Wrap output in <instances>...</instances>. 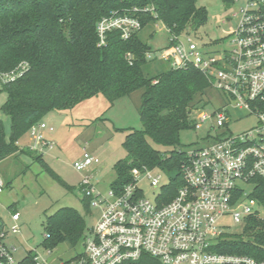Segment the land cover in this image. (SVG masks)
Wrapping results in <instances>:
<instances>
[{
	"label": "built area",
	"instance_id": "obj_1",
	"mask_svg": "<svg viewBox=\"0 0 264 264\" xmlns=\"http://www.w3.org/2000/svg\"><path fill=\"white\" fill-rule=\"evenodd\" d=\"M247 1L224 47L205 49L189 35H171L173 44L156 56L175 69L192 65L208 78L209 90L217 92L218 102L207 97L205 105L191 110L196 128L209 125L210 140L185 149L180 167L183 184L176 194L167 199L164 186L171 179L163 182L160 167H134L131 182L121 191L110 186L105 192L91 174L84 175L81 189L90 198V207L99 208L100 213L85 231L83 250L57 263L32 251L16 260L19 247L12 238L21 232V214L6 208L8 216L0 214V264H126L139 261L144 254L163 264H264L247 254L216 250L223 236L237 235L227 231L225 220L243 224L245 229L251 217L264 218V204L253 197L256 180L264 178V0ZM141 29L135 14L105 16L97 24L99 46L111 31L128 39ZM154 56L147 54L148 59ZM20 67V71L0 75V80L20 76L27 64ZM247 120L253 121L248 129L232 130ZM41 130L54 128L41 121L29 130L34 140L29 148L39 152V145L48 144ZM99 162V157L85 152L74 167L86 171ZM144 181L159 191L155 199L144 196ZM5 186L0 179V193Z\"/></svg>",
	"mask_w": 264,
	"mask_h": 264
},
{
	"label": "trees",
	"instance_id": "obj_2",
	"mask_svg": "<svg viewBox=\"0 0 264 264\" xmlns=\"http://www.w3.org/2000/svg\"><path fill=\"white\" fill-rule=\"evenodd\" d=\"M113 13L135 14L142 29L162 22L170 37L196 31L208 18L198 0H0V75L20 71L27 64L20 76L1 83L0 92L7 95L1 110L11 118V135L7 141L0 120V160L23 152L42 161V155L20 147L19 141L52 110L71 109L97 95L112 105L143 90L139 110L143 128L129 129L123 142L126 158L115 164L117 175L111 187L121 191L131 182L134 167H160L176 171L164 186L170 199L183 184L181 133L195 127L191 110L207 103L210 83L192 65L175 69L162 62L166 69L152 75L147 54L153 49L141 39L142 29L128 39L111 31L99 46L97 24ZM46 170L70 187L47 165ZM256 181L253 197L264 204V178ZM83 204L89 211L90 198L84 196ZM9 208L16 211L13 205ZM46 221L43 244L47 248L65 241L77 245L85 236V218L75 208L62 207ZM216 250L264 260V218L251 217L242 234L223 236ZM126 264L163 263L144 254Z\"/></svg>",
	"mask_w": 264,
	"mask_h": 264
},
{
	"label": "rangeland",
	"instance_id": "obj_3",
	"mask_svg": "<svg viewBox=\"0 0 264 264\" xmlns=\"http://www.w3.org/2000/svg\"><path fill=\"white\" fill-rule=\"evenodd\" d=\"M247 0H198V5L205 7L208 18L205 24L196 31L188 30L184 36L191 38L204 46L205 49L222 48L227 43L226 38L235 30L240 20V9L245 7ZM141 39L153 49L154 57L158 51L169 43L170 34L162 22L149 23L140 31ZM216 44V45H212ZM218 43V44H217ZM152 61L147 69L153 75L166 69L163 61ZM2 81L0 80V87ZM137 90L129 96L118 98L112 105L103 95L86 99L71 109L52 110L42 121L53 126L54 130H41L47 145H39L42 152L33 150L42 155V161L36 160L27 153H17L0 160V179L5 188L0 193V214L8 216L10 205L21 214V232L12 240L19 247L15 254L16 260H21L27 252L32 251L48 257L51 263L69 260L83 250L82 242L72 245L65 241L51 248L44 244L47 231V217L62 207H72L78 210L85 218L86 230L92 227L99 216L100 209L91 207L88 211L84 204V193L80 182L84 175L91 174L98 184V188L107 191L116 179L115 164L126 158L123 142L129 129H142L140 117L141 94ZM216 91L210 89L208 97L216 100ZM7 98L6 93L0 92V120L5 126V138L10 140L11 118L1 107ZM252 120L242 121L232 127L235 132L248 129ZM209 125L201 128L193 127L181 133V146L178 149H188L208 143ZM151 141V140H150ZM34 140L27 133L20 141V147L28 148ZM152 144L161 150L163 146ZM167 149V148H166ZM87 152L99 157L100 162L89 170L78 171L74 162L81 159ZM49 166L58 174L67 187L58 182L47 170ZM162 180L167 183L176 171H167L160 168ZM144 196L155 199L159 193L148 181L142 183ZM251 191V187L246 186ZM11 210L10 208H8ZM226 229L234 234H241L243 224H236L231 219L224 221ZM51 249L52 253H48Z\"/></svg>",
	"mask_w": 264,
	"mask_h": 264
},
{
	"label": "crops",
	"instance_id": "obj_4",
	"mask_svg": "<svg viewBox=\"0 0 264 264\" xmlns=\"http://www.w3.org/2000/svg\"><path fill=\"white\" fill-rule=\"evenodd\" d=\"M23 139V138H22ZM22 139H20V141L22 140ZM20 141H19V145H20ZM29 145V144H28ZM9 208V207H8ZM16 211H18V210H16Z\"/></svg>",
	"mask_w": 264,
	"mask_h": 264
}]
</instances>
